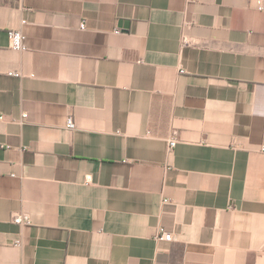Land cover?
<instances>
[{"label":"crops","instance_id":"crops-1","mask_svg":"<svg viewBox=\"0 0 264 264\" xmlns=\"http://www.w3.org/2000/svg\"><path fill=\"white\" fill-rule=\"evenodd\" d=\"M0 113V264H264V0H0Z\"/></svg>","mask_w":264,"mask_h":264},{"label":"built area","instance_id":"built-area-1","mask_svg":"<svg viewBox=\"0 0 264 264\" xmlns=\"http://www.w3.org/2000/svg\"><path fill=\"white\" fill-rule=\"evenodd\" d=\"M258 9H263V4H261V2H259V5H258ZM21 23L22 24H26L27 21L26 19H22L21 20ZM80 28L81 29H85V21L82 20L81 23H80ZM115 32H119L118 30H115ZM7 36H8V40H9V47L12 49V50H15V51H24L27 49V45H26V34L21 30V29H10L7 31ZM183 42H186V37L183 36ZM9 75H12V76H20V73L17 72V71H13V70H10L8 72ZM26 115L23 114L22 117L24 118ZM4 119V116L3 114L0 113V120H3ZM66 126L68 128H73L74 127V121H73V118L71 115L68 116L67 118V121H66ZM176 144V138L173 136V137H170L169 140H168V152H170L173 147L175 146ZM12 221L16 224H22V225H25L28 223V217L25 215V214H22V213H15L13 214L12 216ZM157 236L159 239H162V240H165V241H170L172 239V234L171 232H168L166 231L165 229L163 228H160L159 231L157 232Z\"/></svg>","mask_w":264,"mask_h":264}]
</instances>
